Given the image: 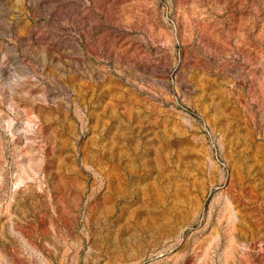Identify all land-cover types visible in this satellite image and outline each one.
<instances>
[{
	"label": "rangeland",
	"instance_id": "1",
	"mask_svg": "<svg viewBox=\"0 0 264 264\" xmlns=\"http://www.w3.org/2000/svg\"><path fill=\"white\" fill-rule=\"evenodd\" d=\"M0 264H264V0H0Z\"/></svg>",
	"mask_w": 264,
	"mask_h": 264
}]
</instances>
